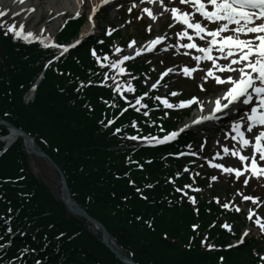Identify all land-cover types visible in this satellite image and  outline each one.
<instances>
[{"label": "trees", "instance_id": "obj_1", "mask_svg": "<svg viewBox=\"0 0 264 264\" xmlns=\"http://www.w3.org/2000/svg\"><path fill=\"white\" fill-rule=\"evenodd\" d=\"M83 20L72 21L59 40L76 35ZM94 43L73 51L58 69L50 66L35 100L25 104L23 96L49 55L40 46L1 33L0 116L36 137L66 173L77 202L140 264H259L252 241L221 251L205 246L208 240L224 245L229 235L225 239L226 232L213 222L214 212L220 211L215 202L203 201L195 211L180 201L168 176L183 175V162L162 159L163 149L115 148L131 144L125 132H159L175 127L177 119L130 110L110 126L108 120L123 106L120 94L98 86L82 92L78 83L90 77L88 67L94 62L89 46ZM119 126L124 131L116 134ZM5 132L0 126V134ZM98 237L32 174L22 139L0 157V244H5L0 264L14 258V264H123Z\"/></svg>", "mask_w": 264, "mask_h": 264}, {"label": "snow or ice", "instance_id": "obj_2", "mask_svg": "<svg viewBox=\"0 0 264 264\" xmlns=\"http://www.w3.org/2000/svg\"><path fill=\"white\" fill-rule=\"evenodd\" d=\"M19 2L23 3V0H19ZM108 2L109 0H102V3ZM159 3L163 5L165 0H159ZM179 4L189 6L188 8L175 6L170 9L172 17L181 21L182 24L186 26L178 33L180 37H186L189 41L183 44L182 47L186 49H196L201 53V55L194 57L195 61H197L196 66L194 68L185 66L183 68V73L185 75H191L192 72L200 67V61H211L212 67L206 70L207 74L204 79L207 80L209 77H213L216 83L229 85L220 96L215 98L214 106L209 113L199 116L198 120L193 121V123L216 118V113L228 109L229 105L234 104L236 101H240L241 98H243V104L251 105L250 111L245 118L231 122V129L236 134L232 139L238 144L236 149L231 150V154L238 156L241 161L250 160V163H245L242 169L238 167H226L224 164H215L214 166L218 169H222L224 172L235 173L237 178H239L243 172H248L249 169L250 175H254L257 178L264 177V166L259 164L257 160V154H259L258 159L264 161V0H179ZM7 11V9L0 10V17L5 16ZM96 11L97 9L94 6L92 9L93 14ZM129 11H131V8ZM143 12L147 13L148 16L153 19L157 18L151 8L145 7ZM79 14V12L76 13V15ZM210 24H214L215 27H209ZM6 28L7 31L5 35L11 32L14 38L23 37L25 40L30 38L39 39L38 36H34L32 31H25L23 24H20L19 28H17L15 24H8ZM190 29L194 31L190 32ZM148 30H151V25H149ZM194 36L203 40L204 46L198 44L193 39ZM164 39L165 36L160 35L150 41L149 44L150 46H155ZM133 44H135V40L130 42L129 47ZM58 47L66 51L71 45H58ZM143 50L144 49H135L137 53ZM214 50L216 54H214ZM116 51L119 52L120 48H117ZM93 55H96L95 50H93ZM128 59H130L129 56L123 57L125 61ZM97 60H100V57L97 56ZM220 60H225L227 62L220 63ZM121 63L122 61L117 60L112 64V67H119ZM120 71L124 72L125 69L121 67ZM170 71H172V69H167L161 76L166 75L167 72ZM217 71L236 73L237 75L220 76L216 74ZM103 82L104 81H101V83ZM89 83H91V81ZM158 83L159 81H156L152 83L150 87L156 88ZM124 87H127L131 92L135 91V88L131 84H126ZM200 87L203 89L202 84ZM116 90L118 92L121 91V85H116ZM176 94V92L172 93V95ZM147 95V92L143 93V96ZM254 97L258 102L253 104ZM125 99H127V97H125ZM141 99L142 97H138L136 103L139 104ZM156 99L162 100L164 105L171 108L188 106L197 101L198 97L180 101L179 104H171L169 100L164 97H156ZM199 107L203 110L204 105L201 103ZM145 115H147V113H145ZM245 121L247 122L245 123ZM112 123L113 120H108V124ZM188 126V124H185L183 128H187ZM183 128L170 132L162 138L163 141L175 138L179 132L183 131ZM254 129V135H246V133H253ZM116 131L119 132L120 129H116ZM132 138L145 140L148 143L162 142L160 138L150 136H135ZM250 147L253 149L251 157L243 154V150ZM224 151L228 153L230 150L225 146ZM216 155L219 156L220 153L217 152ZM209 163H211V161H209ZM212 179L215 180L217 177H212ZM130 183L134 182L130 181ZM244 183H248L247 177ZM187 187H191V185ZM180 191L183 190L180 189ZM190 199L195 203V197H190ZM244 199L255 202L259 198L245 196ZM223 207L228 208L229 205L226 203ZM237 210L239 209L237 208ZM8 211L11 212V209ZM8 219L10 220L11 217ZM249 219H252L251 212H249ZM255 224L259 226L261 231H264V220L256 219ZM195 227L196 225H193V228ZM223 227L230 228V225L225 223ZM249 231L250 229H245L241 240L236 243H243V237L247 236ZM7 232L11 233L12 228L8 227ZM7 243H11V241H7ZM202 243L205 242L202 241ZM205 246L207 248L215 247V245L207 243H205ZM233 246L234 245L231 244L227 245V247ZM4 247L5 244H0V249ZM24 251L27 252L28 249ZM21 255H23V253H21ZM221 259L223 258L221 257ZM34 264H41V261L36 260ZM262 264H264V257H262Z\"/></svg>", "mask_w": 264, "mask_h": 264}, {"label": "rangeland", "instance_id": "obj_3", "mask_svg": "<svg viewBox=\"0 0 264 264\" xmlns=\"http://www.w3.org/2000/svg\"><path fill=\"white\" fill-rule=\"evenodd\" d=\"M72 2L74 1V4H72L71 6L75 5L76 3V0H71ZM70 6V7H71ZM86 4L84 5L83 9L86 8ZM63 8H65L62 4V1L61 0H50V2L48 3V5L46 6H43L41 7V10L40 12H43L42 14L45 15V17H43V20L38 23V24H33L32 21H28L26 23V26L24 27L25 31H32L33 33L37 34V36L41 33V27L43 29H46L49 31V28H51L52 31H56L58 29V27L60 26V24L65 20V17L70 15V13L72 12V10H70V12L68 11H65V12H61L59 14L55 13L57 11H62L64 10ZM7 9L8 11L6 13H10L11 15H13L12 12H14V9H12L11 6H7V5H2L0 4V10H5ZM51 10H54L55 12L52 13ZM51 11V12H49ZM110 12V15L112 16L110 19H116L117 22H119L118 24H121L120 23V20H119V17L116 16L115 14H113V11H109ZM56 15V16H55ZM115 15V16H114ZM19 20H20V17H18ZM165 20V18H164ZM163 20V21H164ZM21 22H23V20H20ZM163 21H161L159 24H155V22H150L148 24L153 26V30H155V28H159L160 25H162ZM20 22V23H21ZM30 22V24H29ZM25 23V22H23ZM105 23V20L103 21L101 18L99 20V24L101 26V24L104 25ZM29 24V25H28ZM170 25H171V22L167 21L164 26H162L161 29H168L170 28ZM17 28H19V26H17ZM84 30H88V25H85L84 27ZM139 30L135 28V26H129L126 28V30H124L125 33H131L133 35H135L136 37H140V34L138 32ZM142 36V35H141ZM144 38H147V36H143ZM173 61V59H170V60H167V61H163L162 59L161 60H157L155 62H153V66L154 68L156 69V73L153 74V73H150V80L154 77L157 76V73L158 71L161 70V68L166 65V64H171ZM148 76L147 78L144 80L145 82H147V84H149L148 82ZM169 84L168 86L169 87H173V86H176V88L178 90H189V91H196L200 96H201V99H205L204 97V94L207 90L208 87H210V85L205 82V79L203 77V74H195L193 77H190V80H186L184 81L182 84L180 83V81L178 80V78H175L173 77V79H169ZM203 85V89L200 87V85ZM32 163H33V169H34V172L36 174H38V176H40V178L46 182L48 185H50L52 191L54 194H57L60 190V185L58 184V181H59V177H58V174L54 172L53 168L50 166V164L46 163L45 161H42L41 159H36V158H33L32 160ZM225 178V180H224ZM226 183V177H221V180L220 181H216L215 184L220 188V190H218L220 192V194L222 193V190H223V186L221 184H224ZM264 197V196H263ZM239 221H237L238 223ZM248 222H246V229H249V226L247 224ZM256 231V230H255ZM258 232L256 231L253 232L254 235H256ZM262 255V254H261Z\"/></svg>", "mask_w": 264, "mask_h": 264}, {"label": "water", "instance_id": "obj_4", "mask_svg": "<svg viewBox=\"0 0 264 264\" xmlns=\"http://www.w3.org/2000/svg\"><path fill=\"white\" fill-rule=\"evenodd\" d=\"M19 133L22 132L28 139H31L30 136L24 132L23 130H17ZM34 149L36 152H38L40 155H44L50 162H52V159L50 158V156L48 154H46V152L42 151L39 147V145L36 143V145L34 146ZM54 163V162H52ZM56 168L58 170V172L60 173L61 175V178H62V181L64 182V184H66V178H65V175L64 173L61 171V169L58 167V165H56ZM65 195H66V205L72 210L74 211L75 213H77L78 215L81 214L83 216H86L89 220H91L93 223H95L98 227H101V230L103 232V239L102 241L105 242L107 244V246L109 248H111V250L113 252H115V254L119 257V259H122L123 261H126V262H129L131 261L130 258H128L126 255H123L121 249L118 247L117 243H116V240L114 237H112L106 227L101 224L99 221H97L95 218H93L92 216H88V214L85 212V210L80 206V205H77L76 202L74 201V199L72 198V195H70V190H69V187L68 185L66 184V187H65ZM111 240L113 245L111 243H109V241ZM132 264H138V263H132Z\"/></svg>", "mask_w": 264, "mask_h": 264}, {"label": "bare ground", "instance_id": "obj_5", "mask_svg": "<svg viewBox=\"0 0 264 264\" xmlns=\"http://www.w3.org/2000/svg\"><path fill=\"white\" fill-rule=\"evenodd\" d=\"M62 1V4L65 8H69V9H76L75 6L73 7H70L73 2L71 0H61ZM50 2V0H23V3H20L19 0H14V3L19 7V8H22L24 10H26L27 8H30V9H41V7L43 6H47L48 3ZM161 4H155L153 5V12L156 14L157 18H159V16H162V15H166L165 12L161 9ZM13 136V133H10L9 136L7 138H5L4 141H10L11 137ZM95 229V228H94ZM97 230V229H95ZM109 241V240H108ZM109 243H111V240L109 241Z\"/></svg>", "mask_w": 264, "mask_h": 264}]
</instances>
